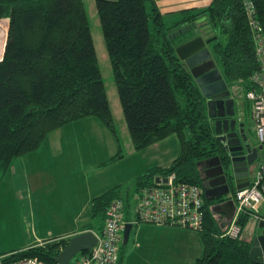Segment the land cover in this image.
<instances>
[{
    "label": "trees",
    "instance_id": "obj_1",
    "mask_svg": "<svg viewBox=\"0 0 264 264\" xmlns=\"http://www.w3.org/2000/svg\"><path fill=\"white\" fill-rule=\"evenodd\" d=\"M95 5L134 148L142 150L170 134H176L180 144L170 165L149 168L137 178L136 187L174 172L205 192L200 162L218 156L226 163L227 154L214 134L206 98L175 52L194 30L173 38L169 34L205 15L215 35L210 49L225 81L247 88L259 67L251 21H257L264 34V0H211L206 7L181 10L172 22L166 21L156 0H95ZM5 17L9 21L0 59V171L14 158L36 150L53 130L87 116H95L117 136L83 0H0V18ZM117 157L120 150L107 162ZM115 197H122L128 209L130 197L123 196L118 185L92 199L90 216L101 221L97 232ZM223 199L204 195L203 226L195 230L203 254L186 264H264L251 260L250 238L225 235L228 220L210 209ZM260 210L264 217V206ZM249 218L240 214L242 228ZM69 238L12 251L6 260L33 256L57 264L55 257ZM115 264H121L119 252Z\"/></svg>",
    "mask_w": 264,
    "mask_h": 264
},
{
    "label": "crops",
    "instance_id": "obj_2",
    "mask_svg": "<svg viewBox=\"0 0 264 264\" xmlns=\"http://www.w3.org/2000/svg\"><path fill=\"white\" fill-rule=\"evenodd\" d=\"M210 2L211 0H156L160 12L165 16L166 21L168 20L169 22L177 20L180 15L179 12L183 9L203 8L208 6ZM5 19L7 22L9 21L7 17H5ZM205 20V15L195 20L196 27L192 28L194 30V35L192 37L200 35L203 37L204 41L211 39L210 42L206 43V47H208L211 52L210 43L215 39V35L212 33L211 26ZM186 41L179 43L177 46ZM1 50L0 59H2L4 47ZM211 58H213L215 66L219 68L212 52ZM241 127L243 128V126ZM106 132L107 131H92L94 135L103 136L105 138L107 136ZM253 132L255 134V131ZM51 133L54 137H51L50 141L47 139L46 143H41V145L33 152L14 158L10 163L9 168L4 173L0 172V254L11 253L12 251H20L31 246L41 245L44 241L53 238L71 237L86 230L97 232V228L92 226L93 223L87 219L85 214H88L89 217H91V201L94 197L105 192L107 189L114 187V185L119 184L116 183L109 188H106L108 184H105L103 188H100L101 190L99 189L94 193H92L91 188L89 189L88 186L85 185L81 188L83 196L81 195V192L64 194L60 190V185L57 187L59 184L58 176L60 175V169L61 171H65V169H68L72 163H77L74 161L76 160V156L82 151V147L80 148L75 144H70L64 147L60 143L62 131H52ZM249 139L251 140L250 137ZM160 142V140L154 142L143 150L150 147L152 149L160 148ZM108 144H110V142ZM119 147V145H106V155L99 156L96 159H108L109 157H112L118 151ZM163 154H165V152H163ZM214 157L215 156L206 158L202 163L200 162L203 172V184L207 187L206 189L220 186L225 183L220 181L221 176L217 173H208V170L215 166L209 165L206 161ZM173 159L174 158H171L170 164ZM99 163H94L92 165H96L97 168L95 169L100 170ZM155 166L166 167L160 166L159 164ZM205 168L206 170H204ZM215 176L218 177L217 180ZM208 177H215V183H219L208 185ZM72 185L74 187L76 186L73 183ZM72 185L69 183L71 188ZM50 187L51 190H49ZM233 192L234 190L222 195L225 199L211 205L210 209L216 211L212 209L214 205L223 203L227 200H233ZM131 195L132 194L128 195L130 197V202ZM87 205L88 211L86 209ZM219 214L227 219L229 224L232 217L227 218L222 213ZM140 223L133 224L132 228L135 225L139 226ZM148 224L149 225L139 226V231H143L144 238L143 242L142 237L137 239L138 242L136 243L139 248H144L143 245L145 244V239L148 245L153 243V241L159 244V241L163 236V231L166 230L167 233L173 232L175 235V245L171 246L172 252L184 256L187 259L186 263H192L203 254V245L198 231L183 227L181 228L180 226L172 224ZM155 233L159 234H157L156 239L152 240V235ZM137 235L138 234H135L136 238ZM250 236L251 234L244 237L251 238Z\"/></svg>",
    "mask_w": 264,
    "mask_h": 264
},
{
    "label": "rangeland",
    "instance_id": "obj_3",
    "mask_svg": "<svg viewBox=\"0 0 264 264\" xmlns=\"http://www.w3.org/2000/svg\"><path fill=\"white\" fill-rule=\"evenodd\" d=\"M83 4L87 14L91 36L96 51L97 61L103 78L117 136L110 132V130L95 116H87L69 122L53 130L62 131L60 143L64 147L70 144L78 145V147L80 148L82 147V151L79 153V155L76 156V160L74 161L77 163H72L68 167L69 170L65 169V171H61L60 169V175L58 176L59 184L57 185V187L60 185V190L64 194L81 192V195L83 196V191H81L82 186L84 187L85 185H87L89 189L91 188L92 193H94L97 192V190H99L101 187L103 188L105 184H108L106 188H109L112 185L119 183L114 186H119V191L123 196L132 194V198L134 193L133 190L137 186V178L143 177V175L148 171L149 168L157 164H159L160 166H167L168 164H170L171 158H175L179 154V140L176 134H170L169 136L160 140V148L152 149L150 147L145 150H137L134 148L114 82L111 63L103 39L95 0H83ZM0 19H2L3 21H7L5 18ZM6 30L7 25L0 24V52L2 51V46H5ZM239 84L242 85L243 83ZM239 93L242 94V88L239 89ZM237 109L238 107L236 106L235 110ZM242 113L244 121L246 122V126H251L252 122L249 109L246 108ZM92 131H107V136L105 138L103 136L94 135ZM50 133L42 143H46L47 139H49L50 141L51 137H54L52 133ZM109 142L110 144H108ZM106 145H119L120 147L118 148V151L120 150L121 157H117L114 161L111 162H107L111 157H109L108 159H96L99 156L106 155ZM163 152H165V154H163ZM262 160L263 153L260 151L259 159L251 168V179L254 178L255 172L261 165ZM94 163H99L98 165H100V170L95 169L97 168V166L92 165ZM0 172L4 173L5 171ZM143 180L148 181V178H143ZM69 183L71 185L73 183L76 186L74 187L72 185L71 188L69 186ZM49 190H51V187L49 188ZM87 208L88 205L86 206V209ZM85 216L93 223L92 226L94 228H98L100 226L101 221L98 216L92 218L89 217L88 214H85ZM140 225L149 224L140 223L139 226ZM151 225L155 224L152 223ZM139 226H133L130 232V237L125 244L123 243V240L118 242L121 264H154L157 262H159L160 264H184L187 262V259L184 256L172 252L171 246L175 245V235L173 232L167 233V231L164 230L162 239L159 241V244L153 241V243L148 245L145 239V244L143 245L144 248H139L136 243L138 242L137 239L139 237L143 238V231H139ZM257 231L258 230H256V232ZM245 232V227H243L240 232L242 238H245L243 235ZM135 234H138L137 238ZM157 234L159 233H155L154 235H152V240L156 239ZM143 241L144 238L142 239V242Z\"/></svg>",
    "mask_w": 264,
    "mask_h": 264
},
{
    "label": "built area",
    "instance_id": "obj_4",
    "mask_svg": "<svg viewBox=\"0 0 264 264\" xmlns=\"http://www.w3.org/2000/svg\"><path fill=\"white\" fill-rule=\"evenodd\" d=\"M251 22L259 67L252 74L249 87L236 84L228 88L238 107L239 116L246 104L249 106L255 135L262 145L263 160L250 183L235 189L232 194L235 210L225 231V235L232 238H236L242 230L238 223L240 214L247 213L256 221L264 219L260 210L264 205V34L257 21ZM0 24L7 25L8 30L7 21L0 19ZM240 88L242 94L239 93ZM159 176V182L136 187L128 209L122 197L113 198L105 211L102 230L93 231L96 243L89 250L75 254L69 264H115L119 252L118 242L122 240L126 223L172 224L192 230L201 229L204 221L203 188L197 183L179 180L174 172ZM11 254H0V264H46L33 256L6 260Z\"/></svg>",
    "mask_w": 264,
    "mask_h": 264
},
{
    "label": "water",
    "instance_id": "obj_5",
    "mask_svg": "<svg viewBox=\"0 0 264 264\" xmlns=\"http://www.w3.org/2000/svg\"><path fill=\"white\" fill-rule=\"evenodd\" d=\"M196 27V21L187 23L173 30L169 37L173 38L181 35ZM211 39L204 41L202 36H195L188 39L185 43L176 46L175 52L180 60H183L189 69L195 83L200 89L202 95L206 98L207 115L213 119L214 134L221 141L227 153V167L233 173L235 179V189L247 186L250 183L248 167L253 163L257 156V149L262 145L253 146L251 140L244 133L243 113H241L239 126L237 128L236 120L233 117L235 101L230 95L228 84L225 81L220 69L215 66L211 52L206 43ZM215 159V160H214ZM209 165H214L208 173L218 174L225 180L224 166L219 162V157L208 159ZM160 176L154 177V182H159ZM166 181V178L162 179ZM212 192V193H211ZM229 192L226 183L207 189L204 195L207 198L213 196L225 195ZM227 218L234 214L233 200H227L212 207ZM246 232L244 236L251 234V247L249 251L253 262L262 263L264 261V219L256 221L254 218L244 226ZM132 228L131 223L124 225L122 240L125 244L128 241ZM256 230H258L256 232ZM96 243V236L91 230H86L71 236L65 246L55 257L57 264H68L69 261L80 251L89 250Z\"/></svg>",
    "mask_w": 264,
    "mask_h": 264
},
{
    "label": "flooded vegetation",
    "instance_id": "obj_6",
    "mask_svg": "<svg viewBox=\"0 0 264 264\" xmlns=\"http://www.w3.org/2000/svg\"><path fill=\"white\" fill-rule=\"evenodd\" d=\"M229 86V85H228ZM235 107H236V105L234 106V114H233V117L235 118V120H236V124H237V128L238 129H241V127L239 126V123H240V116H239V111H238V109L237 110H235ZM243 128H244V133L245 134H247V136H249L250 138H251V142H252V144H253V146H257L258 147V145H261L260 143H259V141L257 140V138H256V135L254 134V126H253V123H252V125L251 126H246V122L244 121V119H243ZM252 122V121H251ZM260 151L262 152V146H261V148H259V149H257V156H256V158H255V160L253 161V163L248 167V173H249V179H251L250 177V175H251V171H252V166L256 163V161L259 159V153H260ZM227 154V153H226ZM227 158H228V156H227ZM226 158V160H228ZM220 159V158H219ZM221 161H223V160H221L220 159V162ZM227 163L228 162H226V163H224V161L223 162H221V164H223V166H224V176H225V180H224V182L226 183V185H227V188H228V190H229V192H232L233 190H235V186H236V183H235V179H234V177H233V173L230 171V169L227 167ZM207 168V167H206ZM206 168L204 169V170H206ZM216 177V180L218 179V177L217 176H215ZM215 177H208L207 178V180H208V185L210 184H218V183H215ZM220 181H222L223 182V178H221L220 179Z\"/></svg>",
    "mask_w": 264,
    "mask_h": 264
}]
</instances>
